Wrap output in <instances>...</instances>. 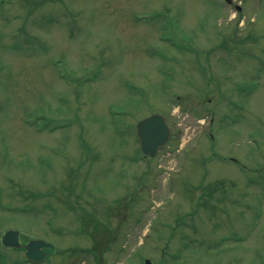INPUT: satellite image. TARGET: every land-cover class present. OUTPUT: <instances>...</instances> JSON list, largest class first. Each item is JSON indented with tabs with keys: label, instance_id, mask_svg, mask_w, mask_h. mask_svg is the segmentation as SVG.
<instances>
[{
	"label": "rangeland",
	"instance_id": "374dc122",
	"mask_svg": "<svg viewBox=\"0 0 264 264\" xmlns=\"http://www.w3.org/2000/svg\"><path fill=\"white\" fill-rule=\"evenodd\" d=\"M153 112L172 136L139 160ZM10 228L61 251L21 261ZM92 248L264 264V0H0V264Z\"/></svg>",
	"mask_w": 264,
	"mask_h": 264
},
{
	"label": "water",
	"instance_id": "95a60500",
	"mask_svg": "<svg viewBox=\"0 0 264 264\" xmlns=\"http://www.w3.org/2000/svg\"><path fill=\"white\" fill-rule=\"evenodd\" d=\"M137 131L143 152L155 155L159 147L163 146L170 136V127L164 115L153 113L139 121ZM3 243L12 247H24L28 258L41 261L47 255L56 252L55 245L42 238H32L22 244L19 230L10 229L3 235ZM151 264V260H146Z\"/></svg>",
	"mask_w": 264,
	"mask_h": 264
},
{
	"label": "flooded vegetation",
	"instance_id": "af4514ba",
	"mask_svg": "<svg viewBox=\"0 0 264 264\" xmlns=\"http://www.w3.org/2000/svg\"><path fill=\"white\" fill-rule=\"evenodd\" d=\"M208 189H211V186ZM208 192H209V196H211V190H208Z\"/></svg>",
	"mask_w": 264,
	"mask_h": 264
}]
</instances>
